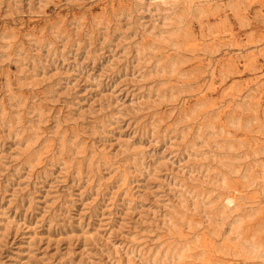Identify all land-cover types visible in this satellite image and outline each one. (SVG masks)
I'll return each instance as SVG.
<instances>
[{
    "label": "rangeland",
    "instance_id": "obj_1",
    "mask_svg": "<svg viewBox=\"0 0 264 264\" xmlns=\"http://www.w3.org/2000/svg\"><path fill=\"white\" fill-rule=\"evenodd\" d=\"M0 264H264V0H0Z\"/></svg>",
    "mask_w": 264,
    "mask_h": 264
},
{
    "label": "bare ground",
    "instance_id": "obj_2",
    "mask_svg": "<svg viewBox=\"0 0 264 264\" xmlns=\"http://www.w3.org/2000/svg\"><path fill=\"white\" fill-rule=\"evenodd\" d=\"M227 202L226 203H229L230 201H231V199H228V200H226Z\"/></svg>",
    "mask_w": 264,
    "mask_h": 264
}]
</instances>
